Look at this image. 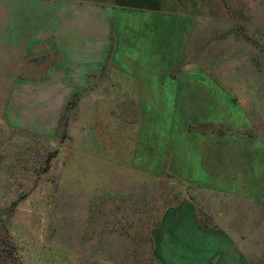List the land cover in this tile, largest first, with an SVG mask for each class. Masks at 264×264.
Returning a JSON list of instances; mask_svg holds the SVG:
<instances>
[{
    "label": "rangeland",
    "instance_id": "1",
    "mask_svg": "<svg viewBox=\"0 0 264 264\" xmlns=\"http://www.w3.org/2000/svg\"><path fill=\"white\" fill-rule=\"evenodd\" d=\"M67 28L94 44L73 63L102 72L57 65ZM246 89L264 99V0H0V264H160L152 232L171 210L222 211L196 191L225 184L200 177L201 133L216 167L225 131L264 139V103L247 123L225 114Z\"/></svg>",
    "mask_w": 264,
    "mask_h": 264
},
{
    "label": "crops",
    "instance_id": "2",
    "mask_svg": "<svg viewBox=\"0 0 264 264\" xmlns=\"http://www.w3.org/2000/svg\"><path fill=\"white\" fill-rule=\"evenodd\" d=\"M96 7L98 6L89 8L90 27L99 23L97 21L99 10ZM100 10L103 17V10ZM108 10L110 13L111 8ZM113 12L115 13L114 9ZM100 22H103V18ZM69 33L67 28L64 32L65 41L62 44L55 43L54 46V55L59 58L56 63L59 67L65 66L66 70L73 61H76L73 60L75 56L73 49L89 50L94 47V44L89 43L76 48L70 44L69 39L67 40ZM97 49L98 47L95 48ZM102 50L100 48V52L97 53L102 55ZM86 54L88 55L83 53ZM98 60L87 65L82 64L81 61L73 64L77 67L83 66L90 73H100L104 63L101 62V58ZM117 67L113 64L112 72L117 71ZM110 79L112 80L113 77ZM180 92L183 94L184 89L180 88ZM240 97L242 104H239V108L238 104H234L235 100H231L233 108L231 106L232 109L225 114L232 118V122L240 118V122L247 123L245 112L248 109L245 104L255 101L259 108V105L264 103V99L259 96V90L255 96H252L248 89L241 91ZM252 112L257 111L252 110ZM213 122H216V119L204 115L199 123L206 128ZM248 122L249 126H252L251 118ZM228 126L238 128L232 124ZM224 133L228 134V138L225 137L224 155L219 151V155L223 156L219 158L224 159L223 164L216 167L218 160L217 158L214 160L217 157L214 151L216 138L205 131L201 133L203 136L199 143L202 152L196 159L197 170L202 172L200 177L207 178V184L214 185L218 177L225 180L223 188H196L198 192L219 194L215 209L222 211L213 214L211 212L213 208L209 207L210 202L206 201L204 206L210 210L212 221L204 223L198 213L197 203L196 210L188 201L171 210L152 232L153 250L160 264H264V139L256 137V134L251 132L247 136L236 131ZM208 142L209 145L204 147ZM213 143L215 145H212Z\"/></svg>",
    "mask_w": 264,
    "mask_h": 264
},
{
    "label": "water",
    "instance_id": "3",
    "mask_svg": "<svg viewBox=\"0 0 264 264\" xmlns=\"http://www.w3.org/2000/svg\"><path fill=\"white\" fill-rule=\"evenodd\" d=\"M9 218V214L0 212V219H8Z\"/></svg>",
    "mask_w": 264,
    "mask_h": 264
},
{
    "label": "trees",
    "instance_id": "4",
    "mask_svg": "<svg viewBox=\"0 0 264 264\" xmlns=\"http://www.w3.org/2000/svg\"><path fill=\"white\" fill-rule=\"evenodd\" d=\"M2 242L4 243V245L6 246V248H8V247H9L8 240H2Z\"/></svg>",
    "mask_w": 264,
    "mask_h": 264
}]
</instances>
